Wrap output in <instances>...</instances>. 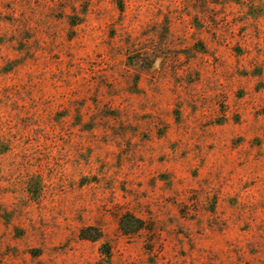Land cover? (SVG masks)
<instances>
[{"label":"rangeland","instance_id":"1","mask_svg":"<svg viewBox=\"0 0 264 264\" xmlns=\"http://www.w3.org/2000/svg\"><path fill=\"white\" fill-rule=\"evenodd\" d=\"M0 264H264V0H0Z\"/></svg>","mask_w":264,"mask_h":264}]
</instances>
